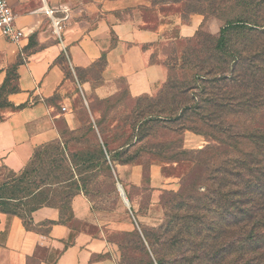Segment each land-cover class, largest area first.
<instances>
[{"label":"trees","instance_id":"obj_1","mask_svg":"<svg viewBox=\"0 0 264 264\" xmlns=\"http://www.w3.org/2000/svg\"><path fill=\"white\" fill-rule=\"evenodd\" d=\"M156 6L175 7L185 24L191 15L203 17L192 36H174L166 60L151 54V62L167 70L158 92L130 96L134 105L124 126L119 120L109 126L106 110L94 118L88 104L84 125L58 129L60 139L38 146L22 170L1 166L8 172L0 169V211L26 221L37 208L51 206L70 217L74 195L101 196V177L115 185L118 166L143 167L147 156L175 171L179 188L160 196V224L133 220L131 230L107 239L117 247L116 264H264V0H141L138 10ZM22 62L19 55L7 68L0 109L12 106L8 95L19 91ZM57 62L67 73L64 54ZM105 65L103 54L91 67L75 68L77 79L92 77L95 68L101 81ZM110 99L97 98L106 108ZM185 131L208 143L185 148ZM128 211L133 214L132 206Z\"/></svg>","mask_w":264,"mask_h":264},{"label":"crops","instance_id":"obj_2","mask_svg":"<svg viewBox=\"0 0 264 264\" xmlns=\"http://www.w3.org/2000/svg\"><path fill=\"white\" fill-rule=\"evenodd\" d=\"M7 1L24 36L11 41L0 31V85L19 55L23 62L17 67L19 91L8 95L12 106L0 109V167L19 172L38 146L60 139L58 119L70 130L77 129L80 123L70 105L78 92L86 102L91 94L105 99L117 91L115 80L122 79L128 94L137 97L156 94L165 82L166 67L152 63L151 54L168 21L156 29L144 27L136 14L141 0ZM126 8L131 14L121 17L118 12ZM202 19L194 14L186 24L176 22L179 35L192 36ZM63 54L73 77L57 62ZM103 54L101 81H79L75 68L87 69ZM185 132L195 144L189 147L204 144L201 135ZM160 170L150 165L152 202H158L161 189L168 186ZM116 176L127 191L141 184L143 167L121 166ZM70 206V217L61 216L56 207L42 206L26 221L0 211V264H116L117 247L106 238V219L114 212L95 209L83 193L74 195Z\"/></svg>","mask_w":264,"mask_h":264},{"label":"rangeland","instance_id":"obj_3","mask_svg":"<svg viewBox=\"0 0 264 264\" xmlns=\"http://www.w3.org/2000/svg\"><path fill=\"white\" fill-rule=\"evenodd\" d=\"M81 1H86V0H81ZM137 9H138V5H137ZM151 9L152 10L145 12L137 10L136 14H138L142 20L144 18L145 20L152 21L147 25L148 26L154 25L156 28L168 21V25H166L161 30L159 39L152 46V51L155 59L159 61H164L166 60L167 52H169V49L171 48V45H169V43L175 40L174 36H179L184 38L183 36H180L178 32L179 23H183V22L181 21L179 12L176 10L175 7H172V9L164 10V11H161L159 6L153 7ZM118 14L121 17H127L129 14H131V10L126 8L119 11ZM178 21L179 23H176ZM143 25L145 26V24ZM209 28L212 32L217 31L218 25L215 22V20H211L209 22ZM90 73L92 74L93 78L88 75H86V77L84 78H89V79L91 78L93 80V83L100 82V80L97 79L98 77L96 76L97 70L95 68H93V70L90 71ZM67 74L71 77L74 76L69 69L67 70ZM115 86L117 87V91L113 95L109 96L111 98L109 104L112 105L109 108H106L107 104L98 103L97 100L98 97L94 94H91L89 95V97H87V102L84 100L80 92H78L79 94H77L76 96L72 97L70 110L75 114V117L78 119L80 126L84 125V121L86 119L84 115L85 109H87V112L90 114V111L88 109V104L94 105L95 107V110L93 112L94 118L100 117L99 110H102V112L106 110L105 116L106 119L108 120L107 124H109V126L116 124L117 120H119L120 126H124V124H122V120L123 118L127 116L129 117L131 115L134 101L130 98V95L128 94L126 89V84L122 79L115 80ZM118 98H120V101L116 103L115 100ZM140 103L144 104L145 102L144 100H142ZM56 125L57 128L63 132H66V130L68 129L66 122L63 119H58ZM128 130L130 132L129 128ZM185 133L186 132H184L182 135L184 147L187 149L197 148V147H189L190 145H195V144L193 142V139L187 140ZM201 137L203 138L202 140H204V144L201 143L202 146L198 148H202L203 146H205V144L208 143V141H206L203 136ZM122 141L123 139H121L120 141L113 142L110 148H114L120 145ZM142 160L144 162L143 178L139 186L132 185L131 188L127 189L126 191L123 184H121V182L118 181V183H120L122 188L124 189V192L126 194L130 206H132L133 208L134 211L133 214L128 211L129 207H127L124 204L123 200L119 195V192L116 187L117 180L115 185H112L110 180H105L101 177L100 181L103 182L101 188L102 191L105 193L102 194L101 196H97L93 194L91 191H88L86 195L88 199L91 200L92 205L95 209L103 212H114L111 217L110 215H108V218L106 219L107 224L110 225L106 229V238L108 240L113 239L115 233L121 231L119 229L123 228V230H128V229L131 230L133 228V220H137L138 222L146 226H157L158 224H160L163 218V207L160 202V196L162 195L163 191L166 190L176 191L179 188L180 179L178 178L176 172L172 171V169H168V170L163 169L164 166H168V165H164L161 162H152L147 156L142 157ZM149 164L159 165L161 168L160 170L161 177L168 180V186L162 188L160 193L158 194L159 196L158 202L151 201L152 198L150 191L151 177H150V172L147 169ZM119 168L120 167L118 166L116 172H114L113 174L114 179L115 177H117L116 175ZM0 169H1V174L3 175L7 174L8 171L6 169L1 167ZM112 188H115L116 192L112 191ZM112 222H114L113 225L114 227L112 226ZM115 222H117L118 224L115 225ZM90 229L96 230L95 227H91Z\"/></svg>","mask_w":264,"mask_h":264},{"label":"built area","instance_id":"obj_4","mask_svg":"<svg viewBox=\"0 0 264 264\" xmlns=\"http://www.w3.org/2000/svg\"><path fill=\"white\" fill-rule=\"evenodd\" d=\"M47 14H52V9H46ZM57 30L60 26L55 24ZM0 31L1 34L11 41H18L24 36V31L15 24V16L7 0H0ZM64 109V108H63Z\"/></svg>","mask_w":264,"mask_h":264},{"label":"water","instance_id":"obj_5","mask_svg":"<svg viewBox=\"0 0 264 264\" xmlns=\"http://www.w3.org/2000/svg\"><path fill=\"white\" fill-rule=\"evenodd\" d=\"M116 187H117L119 195H120L121 199L123 200L124 204L127 207H130L129 201H128L127 197H126V194H125L124 189L122 188L121 184L117 182L116 183Z\"/></svg>","mask_w":264,"mask_h":264}]
</instances>
